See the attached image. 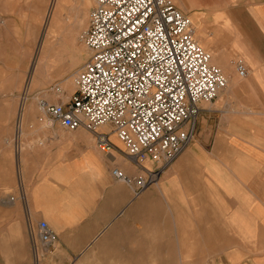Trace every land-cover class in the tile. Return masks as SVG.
<instances>
[{
	"label": "crops",
	"instance_id": "1",
	"mask_svg": "<svg viewBox=\"0 0 264 264\" xmlns=\"http://www.w3.org/2000/svg\"><path fill=\"white\" fill-rule=\"evenodd\" d=\"M176 2L230 81L202 105L194 140L157 182L135 195V186L110 169L117 165L130 176L137 166L124 151H100L91 131L78 133L80 151L20 155L32 216L55 231L51 249L65 255L62 264L101 254V240L112 235L137 242L134 232L153 229L168 236V252L185 253L184 259L191 253V264H264V0ZM238 60L248 67L245 76ZM143 164L155 167L149 159ZM63 179L80 191L78 220L54 213L76 202L56 190Z\"/></svg>",
	"mask_w": 264,
	"mask_h": 264
},
{
	"label": "built area",
	"instance_id": "2",
	"mask_svg": "<svg viewBox=\"0 0 264 264\" xmlns=\"http://www.w3.org/2000/svg\"><path fill=\"white\" fill-rule=\"evenodd\" d=\"M80 38L90 56L75 91L65 102L41 99L40 108L66 129L91 131L113 156L115 132L143 174L132 180L120 167L113 174L141 192L193 141L202 102L213 100L228 77L175 0H95ZM235 66L240 76L248 73L243 61ZM148 159L155 167H145ZM37 229L34 238L51 248L57 240L51 225L42 219Z\"/></svg>",
	"mask_w": 264,
	"mask_h": 264
},
{
	"label": "rangeland",
	"instance_id": "3",
	"mask_svg": "<svg viewBox=\"0 0 264 264\" xmlns=\"http://www.w3.org/2000/svg\"><path fill=\"white\" fill-rule=\"evenodd\" d=\"M50 1L38 0L37 7H33L29 0H0V264L63 263V253H57L50 247L43 248L36 233L35 238L32 234L38 230L40 218L32 216L33 211L27 201L28 186L20 157L24 151L20 148L23 142L27 143L26 151H80L77 144L81 135L78 133L90 132L83 128L66 129L52 121L40 108L41 99L48 100L46 93L64 92L66 85H71L70 90L66 89L70 98L76 89L75 76L90 56L89 49L80 38L89 19L82 22L77 18L81 0H62L63 26L48 46L49 64L32 78V63L44 33V14ZM94 2L91 0L89 6L84 7L86 11ZM25 97L26 103H32V107L23 118L20 134L19 107ZM207 103L209 101H204L202 105ZM112 140L119 146V151L126 150L124 143H118L116 135H112ZM115 167L119 166L112 165L110 169L113 177L133 184L134 194L139 195L142 191L138 192L133 181L119 180L113 174ZM129 174L134 180L143 172L137 167L136 173ZM105 177V171L101 172V178ZM59 182L64 186L56 185V190L62 193L63 199L76 202L59 204L54 213L78 220L81 210L76 182L68 179ZM134 235L137 242L119 241L112 235L105 241L101 240V254L82 261L77 258L69 264H191L188 261L191 253H186L184 259L185 253L166 250L168 236L161 230H141Z\"/></svg>",
	"mask_w": 264,
	"mask_h": 264
},
{
	"label": "bare ground",
	"instance_id": "4",
	"mask_svg": "<svg viewBox=\"0 0 264 264\" xmlns=\"http://www.w3.org/2000/svg\"><path fill=\"white\" fill-rule=\"evenodd\" d=\"M18 2L19 1H17V3ZM28 3H30V5H32L33 7H37L38 0H34V1H30L29 0ZM90 3H91V0H81V3L78 4V7H77L78 8L77 18H78L79 21L83 22L84 19L89 17V11H86V9L84 7L85 6H89ZM63 6L64 5H63L62 0H51L49 5H48V7H47V9H46V12L44 14V23H43V28H44L43 31H44V33H43L42 38H41V40H40V42H39V44L37 46L36 55H35L34 61L32 63V69H31L32 70V78H34L35 76L37 77L40 74V72L43 69V67L47 66L49 64V49H48V46L53 41L56 32L59 31V29L63 26V20H62L63 19ZM197 33H198V35L201 33L199 31V29H197ZM198 40L204 46H206L208 48L209 45L204 43L201 40V38H199ZM222 69L224 70V72L227 75L228 80H229L228 72L226 71V69L224 67H222ZM68 86H70V87L68 88ZM68 86L66 85V88L64 87L65 91L61 92V93H59V92L58 93L55 92V93H51V94L50 93H46V95L48 96V100H51V99L53 101H57L58 100V102H59V100H61V102H65L69 98V94L66 93V89H68V90L71 89V85H68ZM27 93H28V90H26V94ZM35 97H38V96H35ZM25 98H23V100H22V102L20 104V107H19V120L21 121L20 134L23 131L22 130L23 118L28 113V111L31 110V107H32V103L27 104L26 103L27 98L26 99ZM112 135H116V133L113 132L111 134V139H112ZM116 137H117V135H116ZM26 148H27V143H23L22 142L20 151H26Z\"/></svg>",
	"mask_w": 264,
	"mask_h": 264
}]
</instances>
